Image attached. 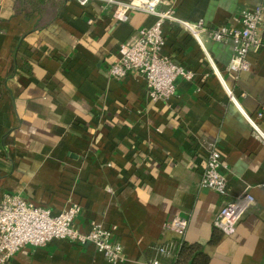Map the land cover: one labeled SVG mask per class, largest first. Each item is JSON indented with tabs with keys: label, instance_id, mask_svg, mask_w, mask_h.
Here are the masks:
<instances>
[{
	"label": "crops",
	"instance_id": "obj_1",
	"mask_svg": "<svg viewBox=\"0 0 264 264\" xmlns=\"http://www.w3.org/2000/svg\"><path fill=\"white\" fill-rule=\"evenodd\" d=\"M256 5L264 0H166L161 8L213 29L240 27L241 11ZM155 20L132 11L118 21L98 0H0V202L17 193L55 214L79 204L83 231L93 221L117 227L119 264H175L182 242L198 245L206 264H263L264 140L244 112L256 119L264 108V49L251 51V69L236 76L228 71L233 41L207 42L235 102L189 32L167 22L162 52L196 76H179L175 96L153 102L144 79L116 80L108 67L119 45ZM258 123L264 130V118ZM213 145L228 166L225 195L200 184ZM245 191L255 203L223 232L218 212ZM175 216L188 220L184 235L166 227ZM7 264L109 262L91 243L57 239L25 246Z\"/></svg>",
	"mask_w": 264,
	"mask_h": 264
},
{
	"label": "built area",
	"instance_id": "obj_2",
	"mask_svg": "<svg viewBox=\"0 0 264 264\" xmlns=\"http://www.w3.org/2000/svg\"><path fill=\"white\" fill-rule=\"evenodd\" d=\"M82 5L91 0H78ZM113 7V16L122 22L129 20L132 11H142L156 17L153 25L137 31L136 35L119 45V56L109 65V75L122 80L130 75L145 80L149 98L153 102L166 101L175 96L176 79L180 76L193 80L195 71L177 63L171 56L164 54L166 44L164 26L167 22L180 25L194 38L205 52L212 70L222 80L231 99L236 102L233 91L226 84L221 72L211 58L207 42L232 40L234 54L228 65V71L236 76L251 69L249 54L251 51L264 49V6L256 5L241 11L240 27L226 25L207 28L203 21L191 22L178 18L172 8H161L166 0H98ZM245 118L264 140V130L258 119L264 118V108L258 111L256 119L245 113ZM221 151L213 145L208 153L201 186L225 195L228 191L227 164ZM264 192V181L259 185ZM255 196L250 191L238 195L224 205L217 214L215 224L223 232H232L238 221L255 203ZM81 206L70 204L61 213L55 214L50 209L40 206L17 193H5L0 202V264L9 260L27 245L45 246L53 240H68L72 243H91L101 252L109 264H119L124 260V245L116 238V226L106 227L102 223L91 222L90 230L83 231L76 223L81 213ZM166 227L179 235H184L188 220L175 216ZM159 252L167 253L166 247ZM139 264H163L159 258L141 261ZM264 264V261H263Z\"/></svg>",
	"mask_w": 264,
	"mask_h": 264
},
{
	"label": "trees",
	"instance_id": "obj_3",
	"mask_svg": "<svg viewBox=\"0 0 264 264\" xmlns=\"http://www.w3.org/2000/svg\"><path fill=\"white\" fill-rule=\"evenodd\" d=\"M173 252L176 253L175 264H183L184 259L187 257H193V264H206L205 258L200 252L198 245H187L186 243L182 242L181 245L178 246Z\"/></svg>",
	"mask_w": 264,
	"mask_h": 264
}]
</instances>
